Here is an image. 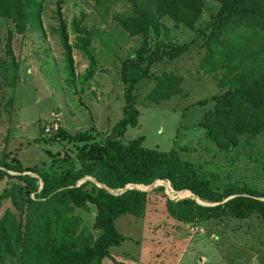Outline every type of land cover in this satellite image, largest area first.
I'll return each mask as SVG.
<instances>
[{
  "label": "trees",
  "instance_id": "1",
  "mask_svg": "<svg viewBox=\"0 0 264 264\" xmlns=\"http://www.w3.org/2000/svg\"><path fill=\"white\" fill-rule=\"evenodd\" d=\"M110 1L129 5L119 25L129 35L141 37L135 55L120 61L122 116L100 139L92 128L71 134L59 126L53 139L74 143L75 155L47 151L51 164L46 169L23 166L16 157L0 158V181L9 178L0 191V207L3 200H9L16 211L6 208L0 216V261L8 256L18 264H101L105 257L113 260L109 249L124 239L115 220L125 214L144 216L148 203V191L125 188L128 184L168 181L173 191L189 190L203 202L217 203L207 206L191 196H166V211L185 226L223 216L246 219L258 214L264 219V190L245 182L214 186L216 175L201 171L178 150L148 147L143 135L122 140L127 128L138 124L136 85L152 77L155 84L148 97L156 102L183 93L181 75L168 71L153 75L151 67L181 56L199 37L206 48L203 64L209 70L224 69L219 83L227 87L213 97L214 106L191 126L221 151L236 148L241 137L264 134V0H213L217 9L203 25L197 24L207 0ZM44 2L0 0V17L11 20L14 32L23 34L31 24L40 23ZM55 3L56 30L67 72L74 79V44L69 42L61 0ZM162 18L188 29L196 27L195 38L180 44H168L162 38L151 47L150 32L158 35ZM71 25L77 35L75 48L89 59L84 78L90 79L96 69L89 50L92 30L82 23V16L72 19ZM5 49L11 60L0 59V75L6 79L11 74L8 83L13 91L18 65L12 57L10 35ZM180 149L195 151L190 146ZM153 189L163 192L165 185ZM89 204L94 207L92 228L97 235L78 230L80 218L73 213L75 208L88 209Z\"/></svg>",
  "mask_w": 264,
  "mask_h": 264
},
{
  "label": "rangeland",
  "instance_id": "2",
  "mask_svg": "<svg viewBox=\"0 0 264 264\" xmlns=\"http://www.w3.org/2000/svg\"><path fill=\"white\" fill-rule=\"evenodd\" d=\"M56 1L45 0L40 23L31 24L23 34L14 32L11 20L0 17V59L11 60L5 54V41L10 35L12 57L18 65L13 91L8 83L11 74L6 79L0 75V158L16 157L23 166L42 169L51 164L47 151H67L74 156L76 150L74 143L54 140V132H45V122L71 134L92 128L100 139L121 118L124 101L120 61L134 56L141 42L140 36L129 35L119 25V19L129 12L125 2L61 0L69 42L74 44L72 79L56 30ZM217 6V2L207 0L197 25H203ZM80 16L85 27L92 30L89 50L96 69L90 79L84 78L89 59L75 48L77 35L71 25L72 19ZM195 34L196 27L188 29L162 18L158 35L150 32V45L153 47L155 40L162 38L168 44H180L195 38ZM202 38L195 39L181 56L163 59L151 67L153 75L163 71L181 75L183 93L156 102L148 97L155 84L152 77L136 85L138 124L128 127L122 140L143 135V144L148 147L174 148L201 171L215 174L214 186L245 182L263 191L264 134L241 137L236 148L221 151L205 139L202 131L191 126L214 106L213 97L227 87L219 83L224 69L209 70L203 64L206 48ZM180 146H190L195 151H183ZM8 182L7 177L0 181V191ZM187 195L168 189L148 190L144 216L125 214L115 220L124 239L109 249L113 260L120 264H264V219L258 214L246 219L223 216L185 226L168 214L165 198ZM88 207L73 211L80 218L78 230L83 228L97 235L92 228L94 207ZM6 208L16 213L11 202L3 200L0 216ZM113 260L105 257L101 264H115ZM0 264L18 263L8 256Z\"/></svg>",
  "mask_w": 264,
  "mask_h": 264
},
{
  "label": "water",
  "instance_id": "3",
  "mask_svg": "<svg viewBox=\"0 0 264 264\" xmlns=\"http://www.w3.org/2000/svg\"><path fill=\"white\" fill-rule=\"evenodd\" d=\"M87 178H89V177H87ZM81 181H83V180H81ZM160 182H162V183H160ZM156 183H160V185H165V189H168V190H171V191H173L172 190V188L170 187V185H169V182L168 181H162V180H156L155 182H153L152 184H150V185H147V186H142V185H137V184H135V185H132V184H128V185H126L125 186V188H131V187H136V188H139V189H141V190H145V191H148V190H151L153 187H155V184ZM41 185H42V183H40V188H41ZM175 192H177V193H180V192H182V193H184V192H188V195H187V193H185L188 197H192V198H194L195 199V201L197 202V203H199V204H201V205H215V204H217V203H208V202H203V201H201L200 199H198V198H196L189 190H181V191H175ZM230 197H232V196H230ZM230 197H228V198H230ZM227 199V198H226ZM225 199V200H226ZM261 199H263L264 200V198H261Z\"/></svg>",
  "mask_w": 264,
  "mask_h": 264
},
{
  "label": "built area",
  "instance_id": "4",
  "mask_svg": "<svg viewBox=\"0 0 264 264\" xmlns=\"http://www.w3.org/2000/svg\"><path fill=\"white\" fill-rule=\"evenodd\" d=\"M45 123H46V127L44 128L45 132H50V133L55 132V130L59 127V126L53 127L50 122H45Z\"/></svg>",
  "mask_w": 264,
  "mask_h": 264
},
{
  "label": "bare ground",
  "instance_id": "5",
  "mask_svg": "<svg viewBox=\"0 0 264 264\" xmlns=\"http://www.w3.org/2000/svg\"><path fill=\"white\" fill-rule=\"evenodd\" d=\"M188 194V193H187ZM177 199V198H176Z\"/></svg>",
  "mask_w": 264,
  "mask_h": 264
},
{
  "label": "clouds",
  "instance_id": "6",
  "mask_svg": "<svg viewBox=\"0 0 264 264\" xmlns=\"http://www.w3.org/2000/svg\"><path fill=\"white\" fill-rule=\"evenodd\" d=\"M193 227V226H192Z\"/></svg>",
  "mask_w": 264,
  "mask_h": 264
}]
</instances>
